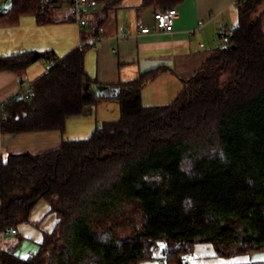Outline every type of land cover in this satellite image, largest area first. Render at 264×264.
Instances as JSON below:
<instances>
[{
  "label": "trees",
  "instance_id": "1",
  "mask_svg": "<svg viewBox=\"0 0 264 264\" xmlns=\"http://www.w3.org/2000/svg\"><path fill=\"white\" fill-rule=\"evenodd\" d=\"M183 1L143 3L166 9ZM8 2L0 27L28 14L51 21L53 0ZM236 7L229 41L166 105L142 102L153 73L119 84L91 79L85 70L91 43L63 58L41 51L0 57V70L14 71L57 60L32 82L28 97L6 108L5 133L65 131L68 118L101 98L118 99L121 108L120 118L85 139L7 160L0 153V235L28 222L42 200L58 216L33 259L5 250L0 261L188 264L197 243L212 244L223 257L264 250V0H237ZM130 207L141 223L119 237L116 223Z\"/></svg>",
  "mask_w": 264,
  "mask_h": 264
},
{
  "label": "crops",
  "instance_id": "2",
  "mask_svg": "<svg viewBox=\"0 0 264 264\" xmlns=\"http://www.w3.org/2000/svg\"><path fill=\"white\" fill-rule=\"evenodd\" d=\"M53 1L50 22L39 23L35 15L28 14L16 25L0 27V57L41 51L63 58L78 46L91 43L85 56V70L91 79L119 84L153 73L142 88V102L146 106L174 101L185 81L224 44L220 31L239 22L237 0H184L177 5L179 15L172 31L141 33L142 26H153L154 12L159 8L146 6L143 0H97L99 5L84 12L85 26L72 18L74 0ZM8 4L5 0L4 7ZM100 27L104 31L100 32ZM99 33L102 38L94 43ZM51 65L50 60H38L23 70H0V153L4 160L12 154L55 150L64 140L85 139L103 122L120 118L119 100L101 98L86 106L82 114L68 118L65 131L3 132L1 126L11 102L5 107L3 103L16 95L23 83H32L47 73ZM7 234L14 235H1ZM5 250L0 247V251ZM216 257L215 252L203 254L196 257L199 262L189 259L188 264H264V250ZM140 264H167V261L162 263L158 258Z\"/></svg>",
  "mask_w": 264,
  "mask_h": 264
},
{
  "label": "rangeland",
  "instance_id": "3",
  "mask_svg": "<svg viewBox=\"0 0 264 264\" xmlns=\"http://www.w3.org/2000/svg\"><path fill=\"white\" fill-rule=\"evenodd\" d=\"M49 210L50 204L45 200L40 201L32 211L30 220L18 225L19 234H7L4 237L0 235V247L14 252L23 261H27L32 255L37 254L40 250V243L45 238V232L52 231L58 220L57 214L55 212H49ZM140 223L141 215L135 208L130 207L125 217L120 218L116 223L115 231L117 236L126 237L131 235L134 232L133 225L139 226ZM203 254H214L212 244L197 243L190 260L197 262L198 259L196 257ZM218 259H221V257L219 256Z\"/></svg>",
  "mask_w": 264,
  "mask_h": 264
},
{
  "label": "built area",
  "instance_id": "4",
  "mask_svg": "<svg viewBox=\"0 0 264 264\" xmlns=\"http://www.w3.org/2000/svg\"><path fill=\"white\" fill-rule=\"evenodd\" d=\"M5 0H0V11L4 9ZM99 5L97 0H74L73 1V18L74 21L79 23L81 26H85L87 20L84 18V12L95 6ZM179 15V8L178 6L169 7L166 9L157 8L154 12V24L152 27L150 26H142L140 29L141 33H150V32H159V31H172L176 18ZM202 25V23H200ZM104 31V27H100V32ZM219 37L223 43L229 41L230 31L228 29H222L219 33ZM102 38V35L99 33L94 38V43H97ZM57 60L52 59L51 63L55 64ZM32 92V83L27 82L23 83L20 91L9 97L4 103L3 107L7 106L10 102L15 100L19 95L25 94L28 97ZM18 228H12L8 230L6 233L17 234ZM35 255H32L30 259H33ZM160 262L164 263L166 260L164 258L160 259Z\"/></svg>",
  "mask_w": 264,
  "mask_h": 264
},
{
  "label": "water",
  "instance_id": "5",
  "mask_svg": "<svg viewBox=\"0 0 264 264\" xmlns=\"http://www.w3.org/2000/svg\"><path fill=\"white\" fill-rule=\"evenodd\" d=\"M0 264H4L2 261H0Z\"/></svg>",
  "mask_w": 264,
  "mask_h": 264
}]
</instances>
